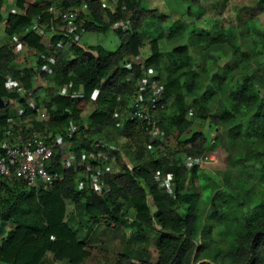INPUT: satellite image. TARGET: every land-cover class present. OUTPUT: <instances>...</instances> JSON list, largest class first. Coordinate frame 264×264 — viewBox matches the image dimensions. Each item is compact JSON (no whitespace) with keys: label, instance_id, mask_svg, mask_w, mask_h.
<instances>
[{"label":"trees","instance_id":"1","mask_svg":"<svg viewBox=\"0 0 264 264\" xmlns=\"http://www.w3.org/2000/svg\"><path fill=\"white\" fill-rule=\"evenodd\" d=\"M259 1L264 11V0ZM59 6L79 12L84 20L79 38L88 31L113 29L119 46L114 51L85 47L77 38L66 49L71 38L58 31L51 37L54 63L48 71L18 68L14 61L21 52L35 55L37 68L46 61L41 56L46 47L35 27L52 31L62 23L48 3L0 0V25L7 37L0 44V98H15L6 90L8 75L27 89L33 88L36 74L54 87L23 111L0 102V135L10 119L31 118L30 124L48 141L59 135L63 142H71L69 150L78 157L93 150V135L112 127L146 139L150 125L142 117L125 115L124 109L137 76L151 70L163 87L164 103L154 110L153 121L166 142L175 141V149H165L159 156V143L154 142L145 160L140 144L131 168L117 152V171L105 177L108 190L103 194L92 190L78 169L61 165L59 145L46 163L48 173L57 177L50 188L31 187L25 176L0 175V222L10 225L0 241V264H85L91 252L88 241L79 238L66 201L90 223L103 220L109 227L126 224L135 229L115 264H264V61L258 53L255 61H238L241 47L231 25L201 31L181 44L188 30L185 22L171 26L166 43L174 45L164 50L142 27L148 20L161 25L168 16L145 8L140 0H117L113 9L103 0H63ZM255 21V16L243 21L253 41L242 54L259 45L264 52V34ZM122 22H129L128 27L114 28ZM145 41L150 54L140 62L136 58ZM60 87L67 93L58 92ZM86 107L91 110L83 116ZM199 121L207 127L195 129ZM71 126L77 130L69 136ZM221 131L226 135L227 159L218 178L205 172L200 162L184 163L182 156L198 160L217 155ZM95 152L105 155V150ZM156 172L161 177L173 174V196L160 186ZM202 201L208 203L207 215ZM156 226L160 235L153 240L155 257L148 247L132 248L137 241L149 240L144 230Z\"/></svg>","mask_w":264,"mask_h":264},{"label":"rangeland","instance_id":"2","mask_svg":"<svg viewBox=\"0 0 264 264\" xmlns=\"http://www.w3.org/2000/svg\"><path fill=\"white\" fill-rule=\"evenodd\" d=\"M142 5L147 9H157L158 13L167 15V20L146 21L142 27V31L145 32L148 39L157 38L160 45L164 50L170 49L174 44L166 43V36L168 35L171 26L175 23L185 22L188 25L187 35L181 40V44L187 42V38L196 36L198 33L202 32H213L216 31L221 26L231 25L234 29L236 35L238 36V43H240V49L238 50V61H255L254 53H258V59L264 61V52L261 50L259 45L257 48L247 52V54H242V51L248 49L249 44L252 43V37L246 34V27L243 25L244 19L255 16V26L264 34V11L259 0H140ZM197 1L198 3L196 4ZM5 12V11H4ZM60 26L58 27V30ZM231 30V28H229ZM244 39L246 44L241 40ZM7 40L4 33L3 24L0 25V44ZM79 43L85 47L88 46H101L107 51H114L119 46L118 36L113 29H109L106 32H96L88 31L82 33L79 38ZM73 40H68L64 47L69 49ZM150 54V46L145 41V45L141 48L140 55L136 58L137 61L142 62ZM194 56V54L192 53ZM32 58V53H24L15 60L18 62L20 67H28V61ZM14 61V62H15ZM136 61V62H137ZM264 66V64H263ZM42 84H38L37 88L34 89V96H39L43 94H50L51 83L49 81H40ZM46 86V87H45ZM91 109L86 107L83 116L86 115ZM207 127L206 123L197 122L194 127L199 129ZM77 133V132H76ZM106 137L110 142L116 143L117 145L124 147V153L128 167H132L133 159H136V151L141 144L144 147V159L146 160L151 156L152 148L154 147V142L161 139V134L159 136L153 133V130L149 132V135L144 139L143 135H132L127 136L118 127H112L108 132L102 134H95L91 139H99L100 137ZM219 147L214 154V158L206 159L202 162L201 167L204 171L210 175L218 178L220 172L226 166L227 152L225 150L226 145V135L224 131L220 132L219 135ZM153 142V143H152ZM92 144V143H91ZM63 147V145H62ZM167 152L173 151L175 149V141L173 139H168L166 145H163ZM178 156V155H177ZM112 159V169L117 171V165L115 162V157ZM140 160V159H139ZM69 203V202H68ZM70 207V206H69ZM68 207V208H69ZM129 210V209H128ZM127 210V215L129 218L132 217V211ZM202 212L207 215L208 203L202 201L201 203ZM69 211V209H68ZM78 211V210H77ZM80 212V211H79ZM83 213L75 214V221L78 227V236L81 240L88 241V249L90 252V257L87 259L85 264H115L117 256L122 251V247L132 236L136 234L135 229L126 224L118 225L116 228L107 226L103 220L97 223H90L83 218ZM9 224L0 222V241L5 236L6 232L9 230ZM131 230L133 234L130 235ZM144 235L149 237L148 239H143L137 241L132 248L139 249L143 247H148L152 256L155 257L156 251L153 244V240L157 239L160 235V230L156 226L154 229L144 230Z\"/></svg>","mask_w":264,"mask_h":264},{"label":"built area","instance_id":"3","mask_svg":"<svg viewBox=\"0 0 264 264\" xmlns=\"http://www.w3.org/2000/svg\"><path fill=\"white\" fill-rule=\"evenodd\" d=\"M33 2L48 3L50 10L58 15L62 26L60 29L55 28L52 31H47L45 26H36L35 31L41 38V42L46 47L45 52L41 54L45 58V63L37 68V62L34 65L35 71H48L50 65L54 63V54L51 50L52 40L51 33H59L68 36L72 40L79 38V32L82 29L83 19L79 18V12H67L61 9V2L63 0H31ZM117 0H103L104 6H110L112 9L116 5ZM15 9H12L14 11ZM129 22H122L114 24V28H127ZM140 70H144L141 65ZM129 78H134L132 75ZM42 79L36 74L34 77L33 88L27 89L19 79L10 75L5 77V86L8 93L15 95L14 99L9 97L0 98L1 104L8 107L10 110L23 111L26 104L34 105L35 96L34 89L38 84H41ZM42 85V84H41ZM46 87V86H45ZM53 87V86H51ZM54 88V87H53ZM58 92L62 94L67 93L65 87H60ZM163 87L156 79L155 72L148 70L143 71L135 79V89L130 97L129 106L124 109V114L130 116L142 117L146 124L150 125V132L157 136L161 134L159 143L158 155H164V147L166 139L158 130L153 121V113L155 109L164 106L162 99ZM31 118L22 119L16 117L10 119V122L0 135V175L7 178L26 177L27 184L36 189H48L53 185L57 177L49 174L46 170V163L52 157L55 147L59 145L63 149V156L60 163L63 167H74L85 174L88 179L90 188L98 194H103L108 190L106 186L105 177L114 173L112 169V159L110 156L116 157V153L121 154L122 160H126L125 154L121 146L112 143L105 138H99L92 142V151L89 154H82L80 157L72 153L69 148L71 142H63L59 135L48 141L46 134L43 131L34 128L30 124ZM3 129L0 127V131ZM77 130L76 126H71L68 129V134L71 136ZM213 136V135H211ZM211 139V138H210ZM63 145V147H62ZM69 150V151H68ZM105 150V155L96 153L95 151ZM214 155H207L198 160L196 158H189L182 156V160L186 165L191 166L197 162H204L206 159L214 158ZM116 162V158H115ZM155 175L159 179L160 186L166 187L171 196L174 193L173 174H167L164 177Z\"/></svg>","mask_w":264,"mask_h":264},{"label":"crops","instance_id":"4","mask_svg":"<svg viewBox=\"0 0 264 264\" xmlns=\"http://www.w3.org/2000/svg\"><path fill=\"white\" fill-rule=\"evenodd\" d=\"M53 35V33H51V36ZM31 53V52H30ZM36 56L35 55H33L32 56V58H30L29 59V61H28V65L29 66H34L35 64H36V62L37 61H35L36 60V58H35ZM17 66H19L18 68H23V67H20V65H19V63L17 62L16 63V61L14 62ZM28 66V67H29ZM51 89L53 90L54 88L53 87H51ZM69 201H66V210H67V213H73L74 215L76 214V213H79L78 211H77V209H76V207L73 205V203H71V202H69ZM70 206V207H69ZM69 207V208H68ZM68 209H69V211H68ZM87 262V261H86Z\"/></svg>","mask_w":264,"mask_h":264},{"label":"water","instance_id":"5","mask_svg":"<svg viewBox=\"0 0 264 264\" xmlns=\"http://www.w3.org/2000/svg\"><path fill=\"white\" fill-rule=\"evenodd\" d=\"M1 102V101H0Z\"/></svg>","mask_w":264,"mask_h":264}]
</instances>
